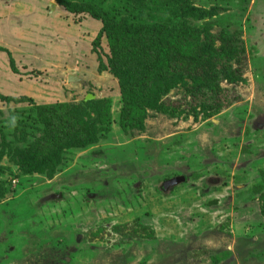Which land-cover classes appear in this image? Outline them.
Instances as JSON below:
<instances>
[{"label": "rangeland", "instance_id": "rangeland-1", "mask_svg": "<svg viewBox=\"0 0 264 264\" xmlns=\"http://www.w3.org/2000/svg\"><path fill=\"white\" fill-rule=\"evenodd\" d=\"M127 25L188 33L198 62L172 54L185 79L160 96L179 116L120 125L157 45L145 30L118 64L107 35ZM0 47V124L31 109L2 101L21 96L69 122L0 129V264H264V0H0ZM193 88L217 116L183 115ZM14 140L29 153L11 158Z\"/></svg>", "mask_w": 264, "mask_h": 264}, {"label": "trees", "instance_id": "trees-1", "mask_svg": "<svg viewBox=\"0 0 264 264\" xmlns=\"http://www.w3.org/2000/svg\"><path fill=\"white\" fill-rule=\"evenodd\" d=\"M62 4H64L66 10L72 14L89 13L94 19H100V17L92 10L82 9L78 6L66 4L63 2ZM105 29L106 30H104L103 32L110 31V28L108 29L106 27ZM145 30H150L156 35L157 45L153 49L154 58L149 63V73L141 75L138 82L133 88L129 87L125 89V92H123V117L120 121V125L123 126H129L135 120L138 121L140 118H142L143 114L145 115V112L148 109H153L154 111L159 110L160 112L169 114L177 113L176 115L179 116L180 113H178L177 111L172 112L173 109L171 108V106L164 104L161 100L163 97H160L161 94L166 91V89L169 90L170 86H172L171 82L174 83V80L176 78L183 80L185 79L183 73H174V71L171 70L169 66L170 59L172 57V54L177 55L178 53H180L179 60L187 59L192 63L198 62L197 57H195L194 55V52L189 51L190 49H192L191 45L188 44L187 48L189 49L183 47L184 45H180L181 41H179V39L183 36L187 37L188 33H180V35H175L173 33L166 32L162 27H159L157 25H152L151 27L141 26L138 28L127 25L124 28L118 26L113 30L111 34L107 35V38L114 44L112 47H116V51L118 50L121 53L118 59V64L127 63L130 55L129 53L127 54L124 51V49H126L125 47L128 48L127 43L129 42V40H135L136 36L139 33H143ZM184 50L185 52H183ZM0 51L2 52L5 50L0 47ZM9 57L10 66L12 70L17 73L18 69L16 68L14 58L11 55ZM208 69L213 70L215 68L211 67ZM183 72L185 73V75H187V77L189 76V71L183 70ZM154 80H156L155 82L158 81L155 85H153L155 83ZM201 91V89L197 88H193L192 91L187 90L186 93L192 96L195 101L198 100V103L196 102L192 104V106L189 107L190 110L188 112H183V115L187 114V116H190L191 114H193L195 119H197L204 114L206 116L205 118L207 119L219 114L220 107L218 106V104H215L216 102L209 103V101L216 99L213 97H209L206 94H201ZM2 101L7 104H27L32 106L30 110H20V116L12 113L11 118L9 119L11 121L10 123H8V120H5L0 124V129H5L7 127V130L12 129L15 130V132L20 130V132L23 133V137L26 135V132L29 128H38L41 126V128L44 127L46 130L54 131L62 127L64 128L65 126L63 125L66 124L65 122L69 123L67 119L62 117V108L59 106L56 107L50 105H37L33 99L26 96H21L20 98L5 97L2 98ZM174 114H171V116H174ZM104 123H107V121H105ZM106 128L108 129V127ZM8 131L6 132L8 133ZM56 133L57 131L55 132V134ZM72 138L76 141H68V139L67 141H65L64 135L56 139L55 135L54 139H56V143L54 145V148L60 149L70 144L74 148L80 146L78 138L74 136ZM9 143L10 153L14 154L13 156H11V158H21L23 155L25 156L26 154H28L29 150L31 149L28 148V151L21 150L16 146V140ZM42 153L45 154V149H43ZM33 155L34 153H32L31 151L30 156ZM30 156L27 159L29 162ZM39 171L41 173L47 172V165H41ZM28 172L32 173V170H28Z\"/></svg>", "mask_w": 264, "mask_h": 264}, {"label": "water", "instance_id": "water-1", "mask_svg": "<svg viewBox=\"0 0 264 264\" xmlns=\"http://www.w3.org/2000/svg\"><path fill=\"white\" fill-rule=\"evenodd\" d=\"M70 81H77V79H75V78H71L70 79ZM186 181V179L185 178H178V179H175V180H173V181H169V182H167L165 185H164V188L165 189H168L170 186H174V185H176V184H178V183H183V182H185Z\"/></svg>", "mask_w": 264, "mask_h": 264}]
</instances>
